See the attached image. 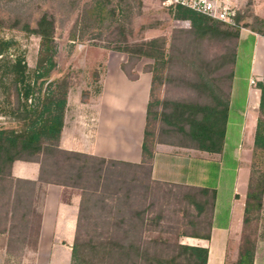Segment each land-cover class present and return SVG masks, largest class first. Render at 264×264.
Wrapping results in <instances>:
<instances>
[{
	"label": "rangeland",
	"instance_id": "obj_1",
	"mask_svg": "<svg viewBox=\"0 0 264 264\" xmlns=\"http://www.w3.org/2000/svg\"><path fill=\"white\" fill-rule=\"evenodd\" d=\"M94 1L0 0V40L14 41L10 53L23 55L32 74L37 70L40 39L33 34H27L22 27L29 23L35 28L39 18L46 13L54 17L57 66L39 84L44 83L43 93H67L66 112L69 109L74 114L81 110L84 112L82 116L87 118L90 109L101 105L107 73L113 75L121 67L132 78L141 72H148L154 77L152 101L161 103L154 108V112L158 114L163 111V107L168 106L167 103H211L208 87L214 89L221 98L229 93V74L234 69L230 59L237 52L239 40L209 37L198 39L191 33L190 21L175 19L176 8L165 6L163 0H111L113 8H116L117 20L107 23V26L111 25L110 29L95 25L88 32H83L76 27L77 21L85 6ZM260 3L263 4L262 0ZM255 4V0L238 1L240 28L228 29L223 25L222 28L240 34L243 29L264 30V19L255 15ZM129 5L132 7L131 12ZM122 31L130 45L160 40L165 58L158 61L147 57L130 60L127 54L108 49L109 46L114 48L125 45ZM75 33L77 38H73ZM225 63L228 64L224 66ZM113 95L114 90L109 87L108 82L104 102ZM0 101H4L1 95ZM166 127L160 116L153 117L149 127L152 135L150 143H188L181 133L166 132ZM18 128L19 125L11 118L3 116L0 110V129ZM236 137V132L231 131V140L234 141ZM95 164L98 165L96 161H88L90 167ZM231 164L229 160H225L223 167L227 169ZM248 167L251 171V184L256 186L264 174L263 150L255 151L253 162ZM52 170L57 175H62V171L56 167ZM210 173L212 176L215 174L214 166L210 167ZM233 175L234 173L228 175L227 171L223 172L219 181L222 191L227 182L233 180ZM102 177L100 187H97V176L90 174L82 183L83 190L63 189L62 201L69 200L70 204L75 203L78 206L83 196L85 200L78 232V255L71 264H121L123 257L119 254L118 246L128 247L130 243L138 245L144 237H156V240L174 245L182 233L208 232V218L204 217L203 222L195 220L194 213L191 212V217L187 219L181 210L187 206L180 201L179 190L164 182L149 181L145 169L106 164L103 165ZM13 188L14 184L10 180L0 184V230L5 232H8L11 225L8 209L12 205ZM90 194L92 197H89ZM43 198L42 190L36 197V207L40 213ZM49 207L51 218L56 215L70 218L76 214L73 209L68 208L64 213L61 202L58 201L51 203ZM143 212L145 215H142ZM20 217L16 218V224H23ZM190 220L200 224L197 227L189 226L187 223ZM53 228L50 224L49 232ZM261 229H264V211L259 218H256L255 213L252 215L250 223L243 229L242 239H256L258 242ZM4 234L8 238V234ZM33 235L30 231L16 232L17 238L32 240ZM51 244L52 242L44 243L47 252ZM54 244L68 246L72 250L74 248V241ZM36 252L31 246L24 248L16 244L10 257L6 256L5 264H35Z\"/></svg>",
	"mask_w": 264,
	"mask_h": 264
},
{
	"label": "trees",
	"instance_id": "obj_2",
	"mask_svg": "<svg viewBox=\"0 0 264 264\" xmlns=\"http://www.w3.org/2000/svg\"><path fill=\"white\" fill-rule=\"evenodd\" d=\"M131 12V5H129ZM174 17L177 20L190 21L192 25L191 33L198 39H237L240 33L224 30L219 21L211 19L205 15L198 14L184 7H175ZM116 8H113L111 0H95L92 4L86 5L83 13L80 15L76 27L83 32H88L93 26L110 29L108 22H115ZM240 21V16H239ZM264 27V23L262 24ZM228 28L227 26H225ZM230 29V28H228ZM22 30L27 34H33L40 39V50L37 70L32 74L26 58L23 55H13V40H0V95L4 101H0V110L3 116H7L19 125L18 129H0V184L10 180L14 184L12 193V205L9 209L10 227L8 232L0 230V233H7V256L10 257L14 245L20 244L24 248L31 246L37 250L42 225V215L36 207L37 182L30 180L17 179L12 176L11 170L16 161L36 162L41 166L40 182L46 184H56L64 188H79L85 178L91 175L97 176V187L101 186L103 179V165H121L146 170V176L151 182L152 179V161L154 158V149L157 144H168L184 148L196 149L208 153L220 154L223 152L226 139V129L229 117V100L234 77V69L229 74L231 87L228 94L220 97L215 90L208 87V96L211 98L209 104L192 103H167L161 113H155L154 108L161 103L152 101L153 86L155 79H152V86L149 101L146 110V125L144 130V139L142 145V163L132 164L104 158L91 157L78 152L66 151L60 148V138L64 128L65 114L67 108V93L58 94L55 91L44 92L40 81L46 80L51 72L56 68L57 47L55 43V19L52 15L44 14L37 21L36 27L32 28L29 23H25ZM264 36L263 29L254 30ZM123 35V47H107L116 52L125 53L130 60H139L147 57L156 61L164 59L165 53L160 40L154 39L145 41L141 44L130 45L125 33ZM83 35L81 38L83 39ZM77 38V34L73 35ZM236 52L231 56L230 63L235 65ZM229 63V62H228ZM228 63L223 64L224 66ZM123 72L131 81L135 78L121 67ZM44 82V81H43ZM12 99V100H11ZM171 106V108H170ZM170 108V109H168ZM261 117L258 120L255 148L264 151V86L261 95ZM160 116L161 121L167 126L168 133H181L187 140L186 144L174 143H150L152 137L149 127L153 117ZM61 159V161H59ZM88 161H96L92 167L88 166ZM61 162L63 165H61ZM81 162V164H79ZM57 168L62 171V175H57L52 169ZM61 178V179H60ZM160 182V181H157ZM170 184L171 187L178 189V195L181 196V202L186 204L187 208L181 209L183 215L188 219L191 212L194 213L195 220L208 218V232L200 234L182 233V236H191L210 240L212 219L216 206L217 191L213 188L194 187L181 184ZM89 197H92L90 194ZM84 198V196H83ZM80 203L77 232L72 250V261H76L78 255V232L81 225V216L84 212V199ZM264 201V174L261 176L258 184L252 186L250 183L247 196L244 227H246L255 213L259 218L262 212ZM69 203V200H63ZM179 210L178 212H181ZM187 210V212L185 211ZM145 215V212L142 213ZM21 216L23 224H16L15 220ZM159 219L162 217H158ZM35 219V221H34ZM200 223L189 221L187 225L197 227ZM184 226L186 224H183ZM34 226V227H33ZM33 232V239L17 238L16 232ZM142 239V237H140ZM178 241V240H177ZM146 245L152 248H161L172 251L177 258H184L187 264L199 263L207 264L208 249L195 248L180 245L178 242L169 245L163 241L143 242L138 245L130 243L128 247L118 246L121 256L128 253L139 251L143 248L148 249ZM257 248V240L251 241L249 238L242 239L239 258L235 264H254Z\"/></svg>",
	"mask_w": 264,
	"mask_h": 264
},
{
	"label": "crops",
	"instance_id": "obj_3",
	"mask_svg": "<svg viewBox=\"0 0 264 264\" xmlns=\"http://www.w3.org/2000/svg\"><path fill=\"white\" fill-rule=\"evenodd\" d=\"M234 1L238 5V1L249 0ZM260 1L255 0L257 4L254 5V11L255 15L264 19V0L263 4ZM152 79L148 72L139 73L135 81L127 79L122 69L113 75L107 73L101 105L90 109L87 118L82 116L84 112L81 110L72 114L67 109L60 148L91 157L141 164ZM251 81L255 83L252 84ZM108 82L109 87L114 90V95L106 98L104 102ZM263 86L264 36L254 30L243 29L236 52L223 152L208 153L168 144H157L154 149L153 180L213 188L217 191L210 240L182 236L177 241L183 246L208 249L207 264H235L239 258L251 183L248 165L253 162L256 151L255 138L258 120L261 117ZM231 131L237 134L234 141L231 140ZM225 160L232 163L227 169L223 167ZM211 166L215 167L213 176L210 173ZM225 171L228 175L233 173L234 175L233 180L227 182L222 191L219 181ZM11 173L14 178L37 182V195L42 190L44 193L42 225L35 264H71L72 249L54 243L75 240L80 204L78 206L75 203L67 204L61 200L64 187L40 182L39 163L16 161L13 163ZM55 201L61 202L64 213L66 208L73 209L75 216L65 218L56 215L51 218L49 206ZM8 224L9 222L7 226ZM50 224L54 227L51 232L48 230ZM6 239V234L0 233V264H5L7 256ZM143 239L149 243L155 241L156 237ZM144 240L142 241L145 242ZM45 242H52L48 252L45 250ZM146 246L148 249L128 253L129 257L124 254L121 264H187L183 257L177 258L172 251ZM254 264H264V229L259 233Z\"/></svg>",
	"mask_w": 264,
	"mask_h": 264
},
{
	"label": "built area",
	"instance_id": "obj_4",
	"mask_svg": "<svg viewBox=\"0 0 264 264\" xmlns=\"http://www.w3.org/2000/svg\"><path fill=\"white\" fill-rule=\"evenodd\" d=\"M168 7H184L221 22L230 29L240 28V9L234 0H163ZM252 84L255 81H251Z\"/></svg>",
	"mask_w": 264,
	"mask_h": 264
}]
</instances>
